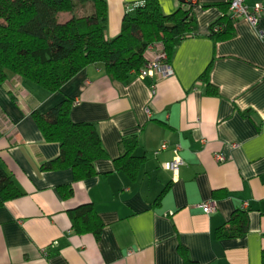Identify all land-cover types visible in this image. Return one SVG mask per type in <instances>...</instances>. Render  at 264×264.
<instances>
[{
	"label": "crops",
	"instance_id": "obj_1",
	"mask_svg": "<svg viewBox=\"0 0 264 264\" xmlns=\"http://www.w3.org/2000/svg\"><path fill=\"white\" fill-rule=\"evenodd\" d=\"M144 0H107V36L121 31L126 7ZM165 14L181 0H159ZM227 0L194 4L196 34L175 48L174 74L111 79L91 64L62 88L30 87L7 72L0 82V164L20 195L0 206V264H185L180 246L197 264H264V14L256 26L233 20L235 34L210 36ZM264 0H247L253 7ZM209 82L218 90L211 93ZM65 99L75 122L95 123L107 157L97 174L74 180L71 168L42 170L60 154L34 119ZM137 138L134 173L115 159ZM163 142L168 144L160 150ZM181 146L184 164L165 165ZM225 160L219 162L215 154ZM70 185L64 197L60 185ZM214 199L217 209L199 206ZM91 204L104 226L100 237L78 233L72 214ZM238 210L248 231L222 237Z\"/></svg>",
	"mask_w": 264,
	"mask_h": 264
},
{
	"label": "trees",
	"instance_id": "obj_2",
	"mask_svg": "<svg viewBox=\"0 0 264 264\" xmlns=\"http://www.w3.org/2000/svg\"><path fill=\"white\" fill-rule=\"evenodd\" d=\"M88 4L89 13L76 14L79 6ZM218 6L223 13L211 24L210 36L229 39L235 34L229 2ZM193 11L190 0L172 14L162 11L159 0H144L126 11L119 34L108 37L107 0H0V82L12 72L30 87L55 92L87 66L98 64L111 79L128 83L144 67L149 44L161 42L170 62L180 41L196 34ZM208 86L211 93H218L210 82ZM72 105L71 99H65L47 112L33 115L44 138L60 144L59 156L44 163L42 170L71 168L74 180H83L97 174L96 161L107 157V152L95 123L72 120ZM137 143L135 136L124 142L122 155L115 159L118 168L136 171L141 161L133 154ZM59 189L64 197L72 194L70 185ZM19 195L12 175L0 164V206ZM72 219L76 232L100 237L104 223L93 205L78 207ZM248 225L247 212L238 210L219 234L240 237ZM179 250L185 264H197L185 247Z\"/></svg>",
	"mask_w": 264,
	"mask_h": 264
},
{
	"label": "built area",
	"instance_id": "obj_3",
	"mask_svg": "<svg viewBox=\"0 0 264 264\" xmlns=\"http://www.w3.org/2000/svg\"><path fill=\"white\" fill-rule=\"evenodd\" d=\"M195 4L198 0H190ZM229 2V14L233 20L239 18H245L251 25L256 26L260 17L264 14V6L257 3L253 7L247 4V0H227ZM139 2H135L126 7L127 11H131L134 6ZM216 27L215 30H218ZM146 63L137 73L139 78H145L146 76H158L159 78L169 77L174 74L172 65L168 61V56L165 51L164 45L161 42L151 43L147 46L145 51ZM168 144L163 142L160 146V150L166 149ZM181 146L176 145L173 149L174 157L172 160L166 163L165 167L172 171L174 174L179 172L180 166L184 164V161L180 155ZM215 159L219 162L225 160V157L221 153L215 154ZM203 211L207 214L214 212L217 209L216 200L210 199L204 201L199 205Z\"/></svg>",
	"mask_w": 264,
	"mask_h": 264
},
{
	"label": "rangeland",
	"instance_id": "obj_4",
	"mask_svg": "<svg viewBox=\"0 0 264 264\" xmlns=\"http://www.w3.org/2000/svg\"><path fill=\"white\" fill-rule=\"evenodd\" d=\"M91 10V5H83V6H79L76 10V14L77 15H83V14H87L89 13ZM64 17V16H63Z\"/></svg>",
	"mask_w": 264,
	"mask_h": 264
},
{
	"label": "water",
	"instance_id": "obj_5",
	"mask_svg": "<svg viewBox=\"0 0 264 264\" xmlns=\"http://www.w3.org/2000/svg\"><path fill=\"white\" fill-rule=\"evenodd\" d=\"M182 2L186 1V0H181Z\"/></svg>",
	"mask_w": 264,
	"mask_h": 264
}]
</instances>
